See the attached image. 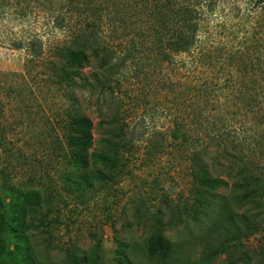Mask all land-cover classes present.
Listing matches in <instances>:
<instances>
[{"label":"rangeland","instance_id":"rangeland-1","mask_svg":"<svg viewBox=\"0 0 264 264\" xmlns=\"http://www.w3.org/2000/svg\"><path fill=\"white\" fill-rule=\"evenodd\" d=\"M232 1L236 12L230 11ZM253 3H213L210 23L197 36L205 57L199 63L191 54L161 58L154 43L158 24L142 13L146 4L106 0L110 13L100 40L110 59L102 64L91 57L77 87L65 89L48 66L74 36L75 22L62 29L43 17L12 24L0 11V198L6 217L0 264H71L72 256L86 258L80 264H123L119 254L130 264H229L231 258L235 264H264V197L235 208L256 229L240 245L209 258L220 250L209 227L233 191L218 190L212 206L196 208L192 177L203 171L237 184L249 170H264V100L262 109L248 103L253 109L246 112L241 99L249 90L264 92V2ZM22 28L35 31L41 46L30 73L27 49L11 41L12 30ZM230 50L237 56L233 68ZM197 87L210 88L214 96L196 93ZM73 109L92 121L96 154H113L108 142L118 143L115 167L95 159L86 169L70 164L63 122ZM177 126L185 139L174 137ZM96 170L103 175L92 178ZM85 175L91 186L83 183ZM25 193L37 197L23 203L26 227L18 238L13 228ZM158 223L176 244L166 260L146 252Z\"/></svg>","mask_w":264,"mask_h":264},{"label":"trees","instance_id":"trees-1","mask_svg":"<svg viewBox=\"0 0 264 264\" xmlns=\"http://www.w3.org/2000/svg\"><path fill=\"white\" fill-rule=\"evenodd\" d=\"M106 0H0V11L6 13L10 17L12 24L17 22L21 24L24 19L43 17L50 21L54 28H64L66 23L75 22L76 28H73L74 36L66 41L60 53L58 60H54L49 64L48 69L50 76L55 83L61 88L77 87V82L81 76L80 72L91 62V57L101 58L103 63L107 64L110 59V54L104 48L101 34L103 31L102 24L105 21V15L110 12H105L104 2ZM118 1V0H107ZM122 1V0H120ZM126 5L132 2H143L148 8L142 13L150 14L155 17L154 23L156 25V38L154 43L161 46L162 52L160 56L162 59L172 58V54H191L199 63L205 62L203 57L202 47L198 45V32L205 28L210 22L211 15L214 12L213 3L216 0H185L181 3L180 0H125ZM264 0H254L252 5L263 3ZM233 6V7H232ZM237 5L233 4L230 11L236 12ZM117 18L122 15L115 13ZM69 18V20L67 19ZM116 19V18H115ZM111 20V19H110ZM109 20V24H110ZM27 32L22 28L19 31L12 30L11 41L15 48L25 47L27 53V73H30V64L34 65L35 60L41 56V46L35 31ZM206 55V54H205ZM212 60L215 56H210ZM228 66L234 67L236 65V51L230 50L227 54ZM211 60V61H212ZM221 65L217 62L214 66ZM21 78L24 80V75ZM82 86H87L89 82H82ZM204 92L207 97L214 96L210 88L197 87L196 93ZM197 94H192V100H196ZM241 99L246 101L248 107L247 111H251L253 106L248 103L258 104L262 109V102L264 100V92L249 90L248 93L241 94ZM73 101V98H70ZM76 104L74 103L73 106ZM250 108V109H249ZM3 107L0 106V116L2 115ZM260 118L263 117L261 113ZM66 121L63 122V138L66 148V157L70 164L86 169L90 166L94 159L105 165L115 167L118 163V143L108 142L110 145L108 151L113 154L101 152L96 154L92 150L93 147V124L90 118L81 115L77 110H71L67 113ZM174 137L185 139L186 134L182 132L177 126L174 130ZM102 172L96 170L92 174V178L100 177ZM88 176H84L83 183L87 186L92 185V180H88ZM193 182L195 183V207H210L216 199L218 190L228 189L233 191L231 195L224 198L221 209L218 215L212 221L209 227V233L215 235L219 241L220 250L217 247L211 254L219 252H227L231 247H236L241 244L243 238H246L253 232L256 227L250 221L248 216L243 212L240 214L235 211V208L241 207L250 202L255 197H264V170L246 172L241 177L240 183H232L220 177L209 176L206 172L200 171L193 173ZM25 197V198H24ZM36 198V193L24 194L22 205L18 204V211L14 231L18 238L23 237L25 223L22 217H25V208L23 203L26 198ZM31 213L33 211L30 210ZM6 217L3 210V202L0 198V257L4 251V228ZM152 229L146 241V252L150 257L166 260L174 255L176 244L166 239L162 232L161 223ZM28 226V224H27ZM118 253H124L120 248ZM118 258L123 264H130L125 258V254H119ZM86 258H78L72 256L71 264L85 263ZM28 264L27 259L24 260ZM229 264H235L236 260L229 259Z\"/></svg>","mask_w":264,"mask_h":264}]
</instances>
